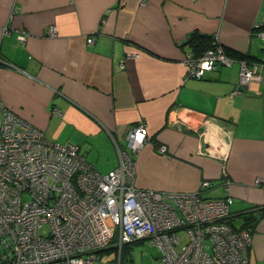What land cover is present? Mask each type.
<instances>
[{"label":"crops","instance_id":"crops-1","mask_svg":"<svg viewBox=\"0 0 264 264\" xmlns=\"http://www.w3.org/2000/svg\"><path fill=\"white\" fill-rule=\"evenodd\" d=\"M262 27L264 0H0V103L102 174L118 166L126 133L145 126L135 186L189 193L209 181L203 197L232 199L248 264H264V67L233 94L239 60L202 79L184 63L195 32L264 62Z\"/></svg>","mask_w":264,"mask_h":264},{"label":"built area","instance_id":"built-area-1","mask_svg":"<svg viewBox=\"0 0 264 264\" xmlns=\"http://www.w3.org/2000/svg\"><path fill=\"white\" fill-rule=\"evenodd\" d=\"M54 34L49 27L48 35ZM17 38L24 43L27 33ZM233 62L216 39L200 57H184L187 76L195 79ZM238 64L233 94L258 82L264 67ZM0 113V264H103L97 254L113 242L118 259L111 264H120L122 247L144 240L160 250L158 264H248L250 233L228 224L231 198L203 197L209 181L189 193L135 186L134 156L146 141L145 126L126 133V149L116 145L118 166L102 174L75 145L47 140L1 103ZM52 113L61 116L57 109ZM179 230L188 236L180 249Z\"/></svg>","mask_w":264,"mask_h":264},{"label":"rangeland","instance_id":"rangeland-1","mask_svg":"<svg viewBox=\"0 0 264 264\" xmlns=\"http://www.w3.org/2000/svg\"><path fill=\"white\" fill-rule=\"evenodd\" d=\"M177 235L180 236V244L177 246L180 249L187 243L188 236L184 230L177 231ZM116 242H113L109 248H114ZM101 259V263L111 264L118 259V251L108 250L102 251L97 254ZM123 264H158L160 262L161 252L150 241L144 240L141 243H134L127 246L123 252ZM115 261V262H116Z\"/></svg>","mask_w":264,"mask_h":264},{"label":"trees","instance_id":"trees-1","mask_svg":"<svg viewBox=\"0 0 264 264\" xmlns=\"http://www.w3.org/2000/svg\"><path fill=\"white\" fill-rule=\"evenodd\" d=\"M264 28V27H262ZM213 42H214V39L213 37L211 36H206V35H201L197 32L191 34L189 36V38L187 39V41L185 42V45L188 46V49H189V53L194 57V58H198L200 57L205 51L209 50V49H212L213 48ZM224 49V52L227 56H229L230 58H233L235 60H245L247 62H249V60L247 59L246 55H241V54H238V53H235V52H232L226 48H223ZM257 216H253V215H248V216H244V220L246 221L244 224H247L248 220H255ZM229 224V222H228ZM232 228V227H231ZM234 229V228H233ZM245 229V228H244ZM240 230V229H239ZM247 230V229H246ZM142 241H138V242H133V243H130V244H134V243H141ZM130 244H126L122 247L121 249V253H120V264H123L122 263V259H123V252H124V249L127 248V246H129ZM108 250H113V251H116L114 248H107L106 251ZM116 261V260H115ZM114 261V262H115Z\"/></svg>","mask_w":264,"mask_h":264}]
</instances>
